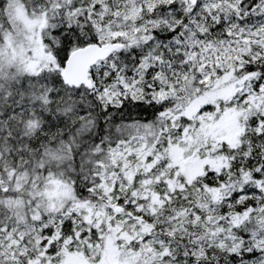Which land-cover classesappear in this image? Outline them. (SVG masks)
<instances>
[{
    "label": "snow or ice",
    "instance_id": "6c2138e0",
    "mask_svg": "<svg viewBox=\"0 0 264 264\" xmlns=\"http://www.w3.org/2000/svg\"><path fill=\"white\" fill-rule=\"evenodd\" d=\"M0 264H264V0H0Z\"/></svg>",
    "mask_w": 264,
    "mask_h": 264
}]
</instances>
